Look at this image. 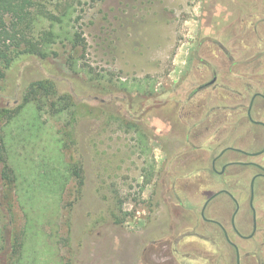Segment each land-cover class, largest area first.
Masks as SVG:
<instances>
[{
	"label": "rangeland",
	"instance_id": "rangeland-1",
	"mask_svg": "<svg viewBox=\"0 0 264 264\" xmlns=\"http://www.w3.org/2000/svg\"><path fill=\"white\" fill-rule=\"evenodd\" d=\"M68 2L84 49L64 40L45 59L13 61L0 77L6 112L38 82L52 87L49 97L75 101L74 118L41 113L35 127L31 115L7 124L0 112V135L19 171L14 183L0 165V264L18 249L32 264H235L222 231L200 210L225 190L239 207L237 231H251L252 170L213 175L210 161L242 125L233 109L264 87L257 78L264 75V0ZM213 74L216 83L198 90ZM231 156L223 160L246 161ZM53 178L66 180L56 195L45 187ZM254 193L251 241L232 231L227 194L209 203L240 264H264L263 181Z\"/></svg>",
	"mask_w": 264,
	"mask_h": 264
},
{
	"label": "trees",
	"instance_id": "trees-1",
	"mask_svg": "<svg viewBox=\"0 0 264 264\" xmlns=\"http://www.w3.org/2000/svg\"><path fill=\"white\" fill-rule=\"evenodd\" d=\"M69 0H0V77L9 68L11 63L19 58L33 56L45 59L52 54L51 46L64 40L70 44L72 50L84 49V41L74 27V8ZM75 60L68 59V65L74 70ZM51 86H44L41 82L31 85L15 109L0 110L5 112L4 119L7 124L19 122L21 117L31 115L30 121L35 127L41 113L50 117L63 113L70 114L75 107V101L70 95H61L51 98L48 96ZM74 118V112L71 113ZM6 153V154H5ZM7 157H6V156ZM11 157L5 147V140L0 135V165L2 176L7 178L10 172L15 183L17 173L11 166ZM79 171L76 167L69 169L73 175ZM62 179V178H61ZM66 184V180L52 179L48 182V192L55 195ZM81 185V179L79 181ZM44 187V188H45ZM2 237L0 234V251L2 250ZM23 246V243H22ZM21 246V247H22ZM12 256L7 255L6 264H32V257H27L22 250L14 251ZM10 260V262H9Z\"/></svg>",
	"mask_w": 264,
	"mask_h": 264
},
{
	"label": "flooded vegetation",
	"instance_id": "flooded-vegetation-1",
	"mask_svg": "<svg viewBox=\"0 0 264 264\" xmlns=\"http://www.w3.org/2000/svg\"><path fill=\"white\" fill-rule=\"evenodd\" d=\"M263 84H264V75L257 77ZM216 76L213 74L211 79H209L206 83L198 87V90H202L213 86L216 83ZM238 109V108H237ZM235 110V118L242 121V125L237 126L239 131H234L232 134L229 133L227 136L223 137V139L227 138L225 141L226 145L219 151L215 150L216 155L211 157L210 161V170L211 173L214 175H221L223 174L228 168L230 167H243L249 168L252 170L251 177L248 183L249 188V195H248V204L250 207V214H251V231L248 235H241L235 225L234 220L235 216L238 212V205L235 199H233L225 190L217 191L211 195H209L205 201L203 202L200 210V217L202 221L210 226H215L216 228L220 229L224 235L226 242L231 245L235 252V264H237V256L239 259V252L235 244H233L227 236V233L220 225L218 220L214 217L210 216L211 209L209 207V203L215 199L217 195L220 194H227L230 197L235 205L234 211L231 214V229L232 231L239 237V239L244 241H251L255 238V234L257 231L256 226V217L257 212L255 209V202H254V185L255 181H263L264 183V163H257L254 159L264 157V87L262 91H255L251 94L248 103L240 105L238 110ZM235 121V119L233 120ZM234 123V122H233ZM232 123V124H233ZM243 129L240 131V129ZM243 140L244 145L242 149L236 148L233 146L238 140ZM228 144V145H227ZM250 144V147L247 148L246 145ZM252 145V146H251ZM225 155H229L232 158H240L242 157L246 161H224ZM220 166V169L217 170V166ZM257 235V234H256ZM240 264V260H239Z\"/></svg>",
	"mask_w": 264,
	"mask_h": 264
},
{
	"label": "water",
	"instance_id": "water-1",
	"mask_svg": "<svg viewBox=\"0 0 264 264\" xmlns=\"http://www.w3.org/2000/svg\"><path fill=\"white\" fill-rule=\"evenodd\" d=\"M237 264H239V259H238V256H237Z\"/></svg>",
	"mask_w": 264,
	"mask_h": 264
}]
</instances>
